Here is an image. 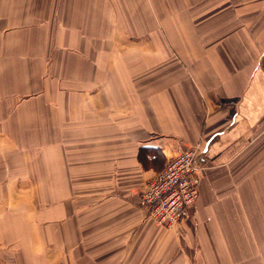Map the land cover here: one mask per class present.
I'll return each instance as SVG.
<instances>
[{
  "label": "crops",
  "instance_id": "0c3cea01",
  "mask_svg": "<svg viewBox=\"0 0 264 264\" xmlns=\"http://www.w3.org/2000/svg\"><path fill=\"white\" fill-rule=\"evenodd\" d=\"M187 10L197 30L160 60L142 39L158 29L137 25L160 19L157 0H0L1 251L17 246L25 264H264V0ZM190 146L200 194L179 232L141 195Z\"/></svg>",
  "mask_w": 264,
  "mask_h": 264
},
{
  "label": "built area",
  "instance_id": "2783aa9c",
  "mask_svg": "<svg viewBox=\"0 0 264 264\" xmlns=\"http://www.w3.org/2000/svg\"><path fill=\"white\" fill-rule=\"evenodd\" d=\"M201 165L197 148L170 158L143 191L150 215L165 228H176L194 207L200 194Z\"/></svg>",
  "mask_w": 264,
  "mask_h": 264
},
{
  "label": "rangeland",
  "instance_id": "374dc122",
  "mask_svg": "<svg viewBox=\"0 0 264 264\" xmlns=\"http://www.w3.org/2000/svg\"><path fill=\"white\" fill-rule=\"evenodd\" d=\"M157 1H158V10H159L160 19L158 21L137 22V25L138 23H141L142 25L141 27H143L144 29H147V28L148 29L150 28L158 29V34L156 36L143 37L142 39L157 41V44L162 52L160 55V60H166L167 59L166 51L169 52V50L171 49L173 53H175V55L178 56V51H181L179 49L180 44L182 43L183 39H185V36H187V39H189L190 38L189 35L195 30H197L199 21L194 20L193 18L187 19L188 16H191L188 13L187 7H191V6L193 7V5L198 2V0H157ZM187 1L190 4L189 6H186ZM193 12H195V14H193ZM191 14L192 16L196 17L197 11H192ZM112 23L114 25L116 24V26L118 24V22H112ZM129 25H130V22H128V27ZM133 25H134V22H132V27ZM191 39H195V38L191 36ZM173 47H175V49H173ZM170 54L171 53L169 52V59H170ZM32 146L36 148V149L32 148V152L37 151L36 145L32 144ZM191 147L197 148L195 146H190L188 148H191ZM32 157H33V153H32ZM36 161H37V158L35 159V162ZM149 180L150 179H148L145 182L143 191L145 190L146 185L149 182ZM141 199L143 203L142 195H141ZM31 201L34 206V207L32 206V212H31L32 217H33L37 213L39 206H38V203L35 197L32 196ZM143 205H145V203H143ZM145 207L147 206L145 205ZM194 207L190 210V214L188 218L193 214ZM40 210H41V207H40ZM149 216L153 218L150 215V212H149ZM186 219L187 218H185L184 220ZM34 220L37 221L36 218ZM182 222H180L176 228H167V229L179 230L180 232V227L182 225ZM4 248L5 247L0 246V264H25L23 258L26 257V254L24 252L22 253L21 250H19L17 246H9L8 247L9 250L5 252L1 251ZM48 249L51 251V253L54 252V246L52 244L48 243ZM38 258H39V254L36 255V259ZM35 264H39V261L37 260ZM48 264H53V261L48 262Z\"/></svg>",
  "mask_w": 264,
  "mask_h": 264
}]
</instances>
